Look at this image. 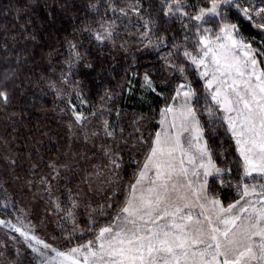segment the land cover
<instances>
[{
  "label": "trees",
  "instance_id": "1",
  "mask_svg": "<svg viewBox=\"0 0 264 264\" xmlns=\"http://www.w3.org/2000/svg\"><path fill=\"white\" fill-rule=\"evenodd\" d=\"M207 2L185 0V7L193 13ZM240 2L260 6L264 0ZM166 7L161 0H0V90L8 96L7 102L0 100V214L4 220L22 228L26 218L21 211L35 205L40 210L41 204L54 211L58 222L75 201V221L80 205L87 211L97 198L105 199L106 205L123 202L130 163L136 154L148 151L138 143L140 136L143 142L146 136L152 140L158 128L155 116L185 82L197 93L193 105L213 160L223 172L229 169L233 178L238 177L234 140L222 123L212 122L202 110L201 99L207 98L204 81L183 56L186 47L192 50L195 28L187 32L182 28L187 18L166 17ZM134 8L140 9L139 15ZM230 18L236 19L235 8ZM145 20L151 21L147 27ZM109 26L113 36L97 41L96 33ZM204 27L214 28V24ZM242 30L260 51L257 59L264 68V30L250 22H242ZM145 32H149L147 38H143ZM177 44L178 53L164 59ZM169 64L183 66L187 80ZM146 74L155 92L143 87ZM74 112L83 114L81 124L76 123ZM104 121L113 136L105 135ZM126 127L130 133H125ZM109 150L111 157L106 155ZM103 167L112 185L93 194L86 173L91 169L95 174ZM225 177L218 179L226 183ZM210 181L213 188L214 178ZM221 194L223 201H229L227 194ZM47 221L56 227L52 219ZM61 222L58 231L69 234ZM14 251L9 241L0 242V264H28L17 262L25 258L22 250L16 251L17 256Z\"/></svg>",
  "mask_w": 264,
  "mask_h": 264
},
{
  "label": "snow or ice",
  "instance_id": "2",
  "mask_svg": "<svg viewBox=\"0 0 264 264\" xmlns=\"http://www.w3.org/2000/svg\"><path fill=\"white\" fill-rule=\"evenodd\" d=\"M161 3L167 5L166 17L177 16L182 21L187 18V23H182L187 32L195 28L192 50L186 47L183 56L195 67L212 103L224 114L223 121L242 161L241 180L253 173L264 177V68L257 59L260 51L253 48L242 30V22L264 30V3L256 6L240 0H208L206 6L195 8L193 13L186 10L185 0ZM233 8L235 20L230 18ZM120 11L127 15L124 9ZM133 11L140 14L138 8ZM257 18L259 23L255 22ZM149 23L144 21L146 27ZM207 23H213L214 28L204 27ZM112 36L109 26L103 33H96L95 39L103 42ZM148 36L149 32L143 33V38ZM164 43L161 39L160 44ZM179 48L175 45L164 59L177 54ZM75 55L79 58L78 52ZM169 67L187 80L183 66ZM143 87L156 91L147 74ZM196 97L191 83L176 87L172 103L161 109V130L155 133L123 205L98 231H94L96 221H89L93 239L60 251L30 237L15 224L9 222V226L26 243L35 241L55 253L47 256L28 243L33 253L44 257L43 264H264V184L242 183L238 186L239 199L227 206L209 197L208 178L224 170L216 166L212 149L204 140V129L193 106ZM7 99V93L0 90V100ZM207 111L209 116L216 115L211 107ZM74 116L77 124L85 119L82 113L74 112ZM104 125L105 135L113 136L107 130V121ZM106 155L111 157L110 150ZM111 163L120 167L116 160ZM252 196L256 197L254 201L249 199ZM56 207L59 209L60 204ZM75 207L72 201L67 219L74 220Z\"/></svg>",
  "mask_w": 264,
  "mask_h": 264
},
{
  "label": "rangeland",
  "instance_id": "3",
  "mask_svg": "<svg viewBox=\"0 0 264 264\" xmlns=\"http://www.w3.org/2000/svg\"><path fill=\"white\" fill-rule=\"evenodd\" d=\"M174 94H175V92L171 95H174ZM207 98L210 100L211 108H213L214 112L216 113L215 116H209L208 115L209 117H211V121L222 123L227 130V125L223 121V115L224 114L222 112H220L219 109L212 103L211 98L208 94H207ZM207 98L203 97L201 99L200 104H203L202 110L206 111L208 114L207 109L210 106H209V102H208ZM167 101H169V102H167ZM169 103H172V101H171V99H169V97H167L166 101L163 103V107H166V105ZM155 119H157V122L155 123V125H157L158 128H156L157 130L153 133V135H152L153 138L155 137V133L157 131L161 130V125L159 123V121L162 119L161 110L157 113V115L155 116ZM168 119H169V121H171V116H169ZM130 120H131V117H130ZM123 126H124V123H122V127ZM122 127H120L119 132H120ZM125 129H127V127ZM130 132H131V130H129V128L125 131V133H130ZM122 136L124 138L129 137L128 134H124ZM144 141L145 142L142 141V136H140L138 143L142 144V150L144 149L145 152H146V150H148V151L143 156H141V152L138 155L136 154V156H138V157L134 158L132 163H130L129 171L124 178L126 180V182L128 183V185L125 188L126 190H124L125 191V198L127 196L130 184L134 182L135 175L138 172L139 168L142 167L143 162H144V160H145V158L149 152V149L151 147L152 140L149 138V136H146L144 138ZM234 143H235V141H234ZM235 150H236V144H235ZM236 152H237V150H236ZM237 154H238V159H239V162L238 161L237 162H238V166L240 168V174L238 175V177L233 178V176H235V174L231 175L232 172L229 169H227V171L222 172L218 176L213 175V176L208 178V180H209V183H208V195H209V197L210 198H218L224 206H227V204H229V203H234L237 199H239L238 192L240 189L238 188V186L241 185L242 183H247L249 185L264 184V177L258 176L256 173H253V175L251 177L244 178L243 181L241 180V177L243 176V165H242V161H241V158H240L238 152H237ZM214 163H215V161H214ZM229 164H230V167L233 169L234 162L230 161ZM216 166L218 167L217 164H216ZM223 175L226 176L225 177V179L227 181L226 183H221L222 180L220 178L218 179V177H221ZM86 178L90 182L89 190L93 194H95V192H97V191H102L103 187L109 188L110 185H112V181L109 184L110 178L107 175L105 167H103L101 170L97 171L95 174H92L91 169H90L86 173ZM212 178H214V180H215V185L213 186V188L210 185L211 184L210 180ZM116 186H117V184L114 187H116ZM116 190L117 189H115L114 191H116ZM257 191H259V189H257ZM221 193H225L229 196L230 199H229V201H227L228 203L223 201L220 198L222 196ZM125 198H124V200H125ZM249 199H252L254 201L256 199V197L252 196ZM124 200H123V202H120V203L118 201H115V203L112 204V208H108L107 206L110 204L109 202L106 205L105 199H102V197L97 198V200H95L92 205L90 204V208L87 211H83L84 206L80 205V211H78V215H77L78 219L75 221L68 220L67 218H64V220L61 219L60 221L56 222L55 216H54V214H55L54 211H51L49 209H45L44 206L41 204H40L41 209H42V210L40 209L41 211L39 210V208L36 207V205H35V207H32V208L27 207L26 209L21 211L23 219L26 218L25 226L22 227L21 229L23 231H26L30 237L35 236L38 239L44 241L45 243L52 245V247H54L60 251H67L71 247H75L79 244L85 243L89 239H93L94 238L93 232L88 231L89 221L90 220L96 221V225L94 226V231H98L99 227L104 226V225L111 222L112 217H114L116 215V212L119 210V207H121L123 205ZM102 208L104 211L103 215H101ZM32 211L36 213L35 218L32 216V215H34ZM107 211H109V212H107ZM196 211L198 212L199 209H196ZM63 213L64 212H62V214ZM73 213H75V212H73ZM31 216H32V218H31ZM62 217H64V214ZM48 218L52 219L51 222L54 223L55 224L54 226H56V227L51 228V226H49L50 221L49 222L47 221ZM0 221L5 222L4 224H0V242L3 243V240L9 241L11 243V245L15 248L16 251H19V249H20L25 254L24 260H21L22 259V256H21V259H18L17 262L22 263L24 261H27L28 264H43L44 257H41V256L37 255L36 253H33L31 248L28 247V243L33 244L35 247L40 249L41 252H45L47 254V256H55V253L51 252L50 249L46 250L43 248L42 245H36L35 241L29 240V242L26 243L24 237L21 236L19 233L15 232L14 230H12V228L9 226V222L4 220V217H2L1 214H0ZM61 221H64V224L68 228L69 234L67 231H66V233L63 232V230L58 231L57 226H61L63 223ZM15 225L17 227H19V224L15 223ZM66 237H69V239H66ZM87 238H89V239H87ZM25 250L28 251L29 253H26ZM16 251H14L15 256H17Z\"/></svg>",
  "mask_w": 264,
  "mask_h": 264
}]
</instances>
